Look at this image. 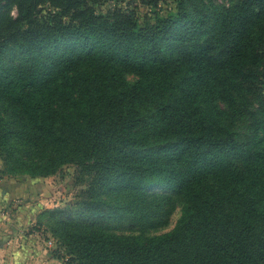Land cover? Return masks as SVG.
I'll list each match as a JSON object with an SVG mask.
<instances>
[{"label": "trees", "instance_id": "obj_1", "mask_svg": "<svg viewBox=\"0 0 264 264\" xmlns=\"http://www.w3.org/2000/svg\"><path fill=\"white\" fill-rule=\"evenodd\" d=\"M123 1L0 0L4 173L74 167L38 216L64 264H264V0ZM152 188L180 201L168 231L101 226L103 196Z\"/></svg>", "mask_w": 264, "mask_h": 264}, {"label": "rangeland", "instance_id": "obj_2", "mask_svg": "<svg viewBox=\"0 0 264 264\" xmlns=\"http://www.w3.org/2000/svg\"><path fill=\"white\" fill-rule=\"evenodd\" d=\"M135 5L137 18L149 16L153 7L143 5L139 0H125ZM158 13H164L173 7L172 0H157ZM227 3V0H214ZM118 0H98L93 4L97 13H104ZM47 10L44 6L43 10ZM15 15L12 7L9 11ZM130 81L133 76L126 75ZM0 159V245L1 256H9L6 264H64V256L54 258L57 252L55 239L44 225V218H38L45 209L69 208L75 200L74 194L82 185H74L75 169L64 165L61 170L46 177H30L26 174L8 175L3 171ZM85 179L83 178V182ZM109 211L101 226L116 234L153 235L168 231L179 215L180 201L176 195L163 189L152 188L145 196L137 193H116L103 196ZM74 208V206H73ZM24 242L23 244L21 242ZM26 250V252H24Z\"/></svg>", "mask_w": 264, "mask_h": 264}, {"label": "crops", "instance_id": "obj_3", "mask_svg": "<svg viewBox=\"0 0 264 264\" xmlns=\"http://www.w3.org/2000/svg\"><path fill=\"white\" fill-rule=\"evenodd\" d=\"M22 244L24 243L23 241L21 242ZM3 246L2 245H0V251H2L3 252ZM24 252H26V250H24ZM4 253V252H3ZM6 262H8L9 263V256H1L0 257V264H6Z\"/></svg>", "mask_w": 264, "mask_h": 264}]
</instances>
